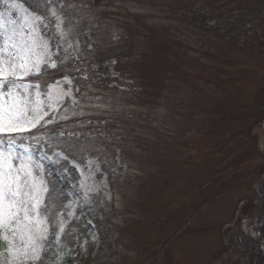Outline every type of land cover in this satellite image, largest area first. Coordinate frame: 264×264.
<instances>
[{
	"label": "rangeland",
	"instance_id": "obj_1",
	"mask_svg": "<svg viewBox=\"0 0 264 264\" xmlns=\"http://www.w3.org/2000/svg\"><path fill=\"white\" fill-rule=\"evenodd\" d=\"M122 1L104 11L92 2L80 6L79 0L0 2V48L6 37L31 41L32 61H43L22 81L32 85L29 99L43 119L11 134L15 154L31 167L32 177L25 178L42 199L39 217L25 230L38 256L32 246L26 260L9 252L2 237L11 240L12 233L0 229V264H245L239 234L256 235L255 185L264 170V128L256 127L264 121V0L186 2L202 3L199 12H208V27L190 57L187 93L178 83L175 97L162 106L140 103L145 98L129 94L124 82H85L90 95L83 92L81 99L72 76L51 83L49 72L65 47L81 55L113 42L116 54L123 49L114 35L118 22L132 35L146 24L150 35L162 21L158 2L132 0L138 11H125ZM81 32L79 44L75 36ZM12 51H0V57ZM119 71L111 78L123 81L130 73ZM84 77L78 72L77 78ZM60 121L76 134L65 137L59 128L64 135L53 136L48 127ZM0 136L6 148L7 134ZM51 162L66 186L48 176ZM13 247H21L19 234Z\"/></svg>",
	"mask_w": 264,
	"mask_h": 264
},
{
	"label": "trees",
	"instance_id": "obj_2",
	"mask_svg": "<svg viewBox=\"0 0 264 264\" xmlns=\"http://www.w3.org/2000/svg\"><path fill=\"white\" fill-rule=\"evenodd\" d=\"M116 1L118 2V0H79L77 4L84 6L86 3L90 4L92 2L94 3V9L104 11V8L107 10L110 7L111 9L117 8ZM154 1L159 4L160 11H157L160 14L159 19L162 21L154 26L150 35L144 30L146 24L140 25L137 33L132 35L122 31V27L118 22L114 35L123 41L122 51L111 54L113 42L105 43L104 46H102V42L98 43L99 46H102L98 49L99 53L89 51L81 55H75L74 53L70 55L65 47L64 54L63 51L59 52L56 68L49 72L51 76L49 81L53 83L72 76L74 93L80 99L83 92H85V95H90L89 87L82 86L85 82L98 84V87H111L113 84L117 86L119 82H124L128 85L129 94H138L139 97L145 98L140 103L154 104L155 106H162V103L171 97L173 99L178 92L176 89L178 83L184 86L185 93H187L186 77L189 75L188 67L192 62L190 57H192L191 55L196 48V43L201 42L203 39L205 27H208V12L204 15L199 12V9L203 6L199 2L190 4L191 7H189L190 5L186 3L189 0ZM119 5L127 7L125 11L131 9L138 11L132 0H123ZM180 5L183 7L181 12L177 11ZM204 9L206 8L204 7ZM155 11L153 12L155 13ZM38 12L45 14L39 10ZM65 16L67 17V14ZM67 24L71 25L68 21ZM125 33L126 36L133 38L131 43L126 40ZM152 35L157 36L156 40L152 38ZM162 40H165V45L160 43ZM71 41L73 40L71 39ZM75 41H79V44L83 41L82 32L75 36ZM156 45L160 46L161 50H158ZM179 51H181V54H179ZM187 55L189 58H187ZM132 64L137 65V67L132 66ZM127 66L134 69L135 73L131 69L125 68ZM94 68H97V70L95 71ZM121 69L129 70L130 73H126V75L130 74V77L126 75L124 77L123 75V81L112 79L111 77H119V70ZM78 72L79 75L87 74V78H77ZM137 72L142 75V79H138ZM143 126L147 127L144 124ZM256 127L259 129L264 128V121L257 122ZM48 128H51L54 133L53 136L58 133L63 136L64 131L65 137L69 134H76V129L71 126L63 127L62 121L58 124L52 122L51 127ZM59 128H63L64 131L57 132ZM261 162L264 166V154L261 156ZM46 172L48 176L51 175L56 180L57 184L66 186L68 181L58 171V165L52 162L46 164ZM255 191L259 199L257 209L259 219L257 220L258 227H255L256 235L245 237L243 234H239V239L243 240V248L246 251L245 264H264V170L262 176L256 182ZM240 220L241 217L235 222L237 226L241 223Z\"/></svg>",
	"mask_w": 264,
	"mask_h": 264
},
{
	"label": "snow or ice",
	"instance_id": "obj_3",
	"mask_svg": "<svg viewBox=\"0 0 264 264\" xmlns=\"http://www.w3.org/2000/svg\"><path fill=\"white\" fill-rule=\"evenodd\" d=\"M16 6L13 4V7ZM9 47L13 51L7 58L0 57V134H7L6 148L5 140L0 136V229L12 233L11 240L7 234L2 237L10 245L8 251L19 252L26 260L28 259L27 249L33 245L34 238L32 235H27L26 240L25 230H28V225L34 218L39 217L42 199L38 194L37 186L34 183L30 185L29 180L25 178L32 177L31 167L23 162L22 157L15 154L13 146L16 140L11 134L31 130L43 119L37 114V108L29 99V89L32 85L22 83L25 76L33 73L34 68L39 71V65L43 61L39 57L35 63L32 61L35 53L31 41H16L6 37L0 51L7 50ZM44 47L46 50V45ZM35 87L38 89L39 85ZM39 95L37 91V103H39ZM17 160L21 162L17 164ZM30 211L35 213V217L29 216ZM36 223L39 224L41 221L36 219ZM17 234H19L21 247L14 249L13 241ZM32 251L38 256L34 246Z\"/></svg>",
	"mask_w": 264,
	"mask_h": 264
}]
</instances>
